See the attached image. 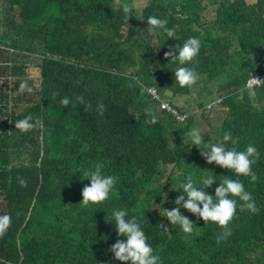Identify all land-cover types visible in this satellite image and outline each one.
<instances>
[{"label": "trees", "instance_id": "trees-1", "mask_svg": "<svg viewBox=\"0 0 264 264\" xmlns=\"http://www.w3.org/2000/svg\"><path fill=\"white\" fill-rule=\"evenodd\" d=\"M133 2L0 0V215L11 217L0 235V264H121L111 248L124 237L109 222L118 208L141 222L163 264H264V83L249 85L264 77V0ZM123 5L131 6L130 16ZM149 15L166 18L175 40L150 36ZM189 37L201 41L191 89L175 84V64L165 55ZM151 87L178 110L222 99L215 111L222 124L212 116L198 122L192 115L183 125L154 117ZM28 115L39 125L15 130ZM192 127L206 143L229 130L238 150L253 143L261 153L253 165L257 181L239 177L259 212L238 210L232 236L221 244L216 224L181 208L194 224L186 236L163 211L181 195L178 171L236 178L190 148ZM98 162L117 183L107 201L83 205L85 172ZM217 186L206 191L214 196Z\"/></svg>", "mask_w": 264, "mask_h": 264}, {"label": "clouds", "instance_id": "clouds-1", "mask_svg": "<svg viewBox=\"0 0 264 264\" xmlns=\"http://www.w3.org/2000/svg\"><path fill=\"white\" fill-rule=\"evenodd\" d=\"M255 4V3H254ZM121 10L124 14H131V6L123 5ZM146 31L148 34H160L166 37V41L175 40V29L168 27V20L155 15H149L146 19ZM201 41L197 37H189L182 45H178L175 53H166V57H171V62L175 64L174 77L175 84L180 88L191 89L198 81L199 74L190 66L196 60L200 53ZM264 83V77H256L251 80L250 88ZM20 89L27 88V85L22 83ZM31 91V89H28ZM148 94L155 100L159 106L160 112L156 114L149 111L154 117L164 120L170 125L173 122L170 118L180 125L188 120L190 116L208 117L212 116L217 108H221L222 99H213L206 104L204 109H201L197 104L190 103L185 109H176L158 89L151 87L148 89ZM80 99L83 103L82 98ZM65 108L70 104L68 98H63L59 101ZM86 107H91L87 105ZM105 106L101 103L96 106V111L103 117ZM152 110V109H151ZM162 112H166L165 114ZM169 117L172 123H169L164 116ZM121 119L116 118V122L121 123ZM127 122V125L126 123ZM218 122V121H217ZM223 122V121H222ZM148 123H155V118H152ZM219 123V122H218ZM131 119L124 120V131L131 127ZM222 124V123H221ZM39 125V121L33 122V117L28 115L23 119L17 120L14 123L15 130L22 133L30 132ZM190 145L193 149L201 150V155L206 159L208 164H215L220 168L230 171V177H224L222 181H217L216 176L212 172L210 175H205L199 179L194 177L191 172L178 171L177 175L181 177L179 195L174 201L176 207L171 210H163L166 214L165 218L171 225H178L182 233L190 236L193 233L194 224L189 221L186 216L181 214V208L189 213L198 216L205 222L216 224L222 231L216 237V243L221 244L232 236L230 224L233 218L239 211H247L250 214L259 212L256 201L251 192L246 190L244 183L239 177L250 178L252 182H256L258 177L253 171V165L260 159L261 153L257 146L253 143H248L243 150H238L239 138L234 136L231 131L223 130L220 134V142L213 143L204 141V136L201 131L192 127L188 132ZM105 165L98 162L90 167L85 172V179L90 180V184L82 189L83 205H98L107 201L112 194L117 183V177L110 174H105ZM173 168L168 167V173ZM205 172V171H202ZM17 182L19 187L27 186V181L18 177ZM218 185L215 188L214 196L209 194L206 189L212 185ZM110 223H114L117 234L124 237L123 240H118L111 248L114 258L121 264H163L158 253L155 252L151 244L147 242L148 237L143 230L141 222L136 217L129 218L128 211L123 208L113 209ZM11 224L9 215H0V235H2Z\"/></svg>", "mask_w": 264, "mask_h": 264}, {"label": "rangeland", "instance_id": "rangeland-1", "mask_svg": "<svg viewBox=\"0 0 264 264\" xmlns=\"http://www.w3.org/2000/svg\"><path fill=\"white\" fill-rule=\"evenodd\" d=\"M139 2H140V0H134L133 6L136 7ZM254 3H256L255 0H249V4H254ZM157 107H158V112H160L159 106H157ZM211 114H212V117L215 118L219 122V124L222 123L223 117L221 119V117H219L215 112H212ZM163 116H164V119L169 121V123H172L168 116H166V115H163ZM196 121H198V122L200 121V117L199 116L196 117Z\"/></svg>", "mask_w": 264, "mask_h": 264}]
</instances>
